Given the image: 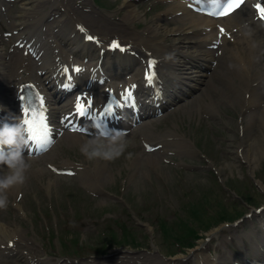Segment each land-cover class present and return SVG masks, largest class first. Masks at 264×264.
<instances>
[{"label": "rangeland", "instance_id": "1", "mask_svg": "<svg viewBox=\"0 0 264 264\" xmlns=\"http://www.w3.org/2000/svg\"><path fill=\"white\" fill-rule=\"evenodd\" d=\"M68 1L78 3L77 7L85 12L91 8L93 14L119 24L124 20L125 0ZM127 1L142 16L127 23L138 31L170 5L156 0ZM51 5L47 2L44 9L50 10ZM14 6L21 7V1ZM13 7L10 6V13L4 18L9 23L18 22L21 15L13 12ZM161 22L169 28L179 25L174 21ZM6 23L4 26L8 27ZM165 37L169 42L176 37L182 39L178 34ZM232 44L216 55L217 61L197 91L169 107L156 122L126 136L129 146L120 158L88 161L79 150L87 141L82 137L81 142L63 138L48 155L33 161L27 159L30 168L26 183L20 185L21 198L16 200L7 191L8 206L0 209V220L21 227L33 251L42 258L49 256L53 262L244 264L251 261L254 243L264 250V210L255 215L251 212L264 205V157L248 165L244 152L261 133V126L247 125L248 112L241 115L237 104L222 101L218 105L219 114H209L198 108L197 101L206 90L213 99L218 98L217 92L207 84L209 80L233 98L231 90L219 78ZM260 54L264 57V46ZM213 71L216 74L212 75ZM259 99L253 111L263 108L264 96L260 95ZM169 129L186 137L193 149L176 150L168 146L161 150L163 153H158L159 148L143 153L144 134L155 137ZM128 153H132L130 159ZM148 155L157 159L155 166L146 163ZM64 159L88 167L96 161L100 166L105 164L111 179L95 187L86 183L87 174L60 176L46 167L47 162L60 164ZM6 173V168H0V175ZM18 202L22 214L15 208ZM246 215L249 217L235 222ZM234 222L238 225L233 226ZM20 247L26 248L23 244ZM178 257L179 262L173 263ZM254 259H257L255 264H264L263 254ZM0 264L25 262L5 259Z\"/></svg>", "mask_w": 264, "mask_h": 264}, {"label": "bare ground", "instance_id": "2", "mask_svg": "<svg viewBox=\"0 0 264 264\" xmlns=\"http://www.w3.org/2000/svg\"><path fill=\"white\" fill-rule=\"evenodd\" d=\"M169 1L171 3L167 9L153 18L141 31L127 26V23L142 18L138 9L134 7L131 1L127 0L124 1L126 6L122 16L124 20L120 24L110 19L94 17V14L83 12V10L75 7L76 3L72 6L71 2L64 4L63 0H53L50 11L41 9L44 0H27L24 2L19 9L24 19L34 15L36 20H39L41 17L46 16V18L49 17V22L44 26L46 36L42 43L31 42L30 48L33 52H29L27 55L22 54L24 46L22 49L14 47L9 54L4 53L2 48L0 49V114L4 115V117H0V123L5 121L9 123L14 122L19 109L12 107V104H16L17 107L18 103L17 101L14 102L10 95L12 92L14 94L16 87L20 88L25 84L34 87L42 97H45L46 108L55 124L60 114L68 112L67 100L69 98H71L70 101L73 100L76 97L75 95H78L77 93L82 91L79 81L90 76L100 77L99 70L92 63L86 64L82 62L83 58L89 55H96L97 59L101 58V70L107 77L109 73H112L111 75L109 74L111 79L116 74H122V76L126 74L125 80L130 82L132 87L135 84L136 88L140 91L143 88V82H141L144 68L143 59H145L146 55L153 54L154 58L158 59L155 69L158 78L156 86L152 88V91L162 94V96L156 97L157 100L155 99L154 103H160L159 108L167 107L177 101L178 98L181 99L200 88L201 82H204V77L207 76V71L209 70L207 67H211V60H216L215 56L219 53L220 48L223 49L224 46L225 48L230 47V44L225 43L228 38L233 44L224 61V70L220 73L219 78L231 90L233 98H230L223 89H220L221 87L215 86L209 80L207 84L219 96L215 100L207 90L200 93L197 100L198 108L200 106L204 112L209 114L212 112L219 114L218 105L223 101L231 105L237 104L239 110L242 111L241 115H244L247 111V125L259 123L261 126V133L254 138L252 144L247 145L244 152L246 164H255L259 157H264V105L262 106L263 108L257 109L260 112L252 110L259 104V96H264V57L260 54V49L263 48L261 38L259 37L261 28H256L252 24L255 23L252 17V10L247 6L243 11L240 9L233 14H229L226 18L215 20L209 16L205 17L192 11L189 7V2H191L189 0ZM235 17L240 21H249L251 26L246 29L247 34L240 31V28H237L239 32L229 33L233 27L240 25V22L236 21ZM32 19L34 17L30 18V20ZM164 20L179 22V25L169 28L165 25L163 26V22L161 21ZM219 21L221 22L217 23ZM234 24L235 26H233ZM19 25L18 23L13 24L12 30L17 31ZM29 25L31 23L27 22L26 26ZM76 25H83L85 28L91 29L90 33L99 42L98 46L95 43H86L84 41L83 44H80V41L77 39L80 36L83 39L84 35L79 30H76ZM219 26L224 27V33L221 34L220 38L217 35L219 32L221 33ZM66 28H69V33L65 32ZM41 34L42 31L38 29L31 33V37L35 38L38 36L42 38ZM63 34H67V37L63 36L66 37L64 40L66 45L64 48L62 47L58 50L57 53H54L55 47L59 48V46H62L57 42V39L59 35L62 37ZM168 34L181 35L182 39L176 37L177 39L174 40V38L173 42H168L165 37ZM113 36L128 46V49L136 50L138 56L141 58L129 56L127 53L121 55L117 52L106 50L110 45V38ZM239 36L240 38H238ZM14 38L15 40L19 39L18 35H15ZM215 41H219L220 43V47L216 50L211 46ZM31 55H39V58L35 60ZM78 55L80 56L78 57L80 61H74L73 63H75V66L83 68V70L78 72V75L72 80L78 92L64 94L56 89L55 86L49 84V81H51L50 77L56 80L60 79L59 75L54 74L57 67L56 62L60 60L66 61ZM91 59L92 57L89 56L88 61ZM67 63L64 62L62 64ZM213 74H216V72L213 71ZM122 76L116 78L120 79ZM235 79H238V81H235ZM119 82L121 81L119 80ZM178 86L183 92L177 91ZM99 90L100 86L94 85L92 87L95 99L101 97L102 93H99ZM140 93L144 95L143 92ZM204 96L208 98L207 101ZM146 98L147 96L143 99V112L140 110L144 115L142 124H145L146 119L154 115L153 110L156 109V107H151L145 101ZM79 137L80 135L78 134L70 133L65 135V140L69 139L68 141H70V139H73L81 142L78 139ZM257 137H260V140L257 141ZM158 143L162 144L163 149L169 145L174 146L176 150H180L181 148L189 150L192 148L190 141L186 137L178 135L175 130L171 129L162 132L158 136L156 144ZM146 158V163L152 166L156 165L157 159L154 156L148 155ZM63 164L65 165V163ZM39 171L34 172L39 173ZM84 174H87L86 183L95 187H100L101 181H105L109 177L111 179L112 176L110 171L106 169V165L102 164L100 166L97 161L89 165L84 170ZM53 183L54 180H52L51 184ZM9 190L15 194L14 186ZM15 208L18 211L20 210L22 214L23 210L19 202L15 204ZM24 233L23 229L15 223L11 224L9 221L4 222L0 220V256L13 255L20 258L23 257L26 264H68L58 261L52 263L46 257L38 258L32 249H28L30 246L27 244ZM20 244L26 246L27 252L23 250L24 248H20ZM260 250L261 246L259 244L254 243L252 245L254 257L262 253ZM179 260L180 258L178 257L173 260V263L174 261L179 262ZM149 264H155V262ZM194 264L200 263L194 262Z\"/></svg>", "mask_w": 264, "mask_h": 264}, {"label": "clouds", "instance_id": "3", "mask_svg": "<svg viewBox=\"0 0 264 264\" xmlns=\"http://www.w3.org/2000/svg\"><path fill=\"white\" fill-rule=\"evenodd\" d=\"M93 137L80 145V152L88 161L101 159L114 161L120 158L129 146L123 129L109 128L106 124L94 123ZM32 141L22 117L14 118L13 123H0V168L7 174L0 175V209L8 206L7 191L13 186L26 183V173L30 168L24 155ZM132 153H128L130 159Z\"/></svg>", "mask_w": 264, "mask_h": 264}, {"label": "snow or ice", "instance_id": "4", "mask_svg": "<svg viewBox=\"0 0 264 264\" xmlns=\"http://www.w3.org/2000/svg\"><path fill=\"white\" fill-rule=\"evenodd\" d=\"M220 2V0H218ZM223 3L227 4L226 9H222L219 12H212L209 13L210 15H216V16H222V15H228L231 12H233L235 9L239 8L242 3H244V0H222ZM257 9L260 13V16L262 19H264V7H260L257 5ZM79 27V26H78ZM83 30V29H81ZM224 33V30L221 29V34ZM88 39H93V37H87ZM112 48H118L120 50H123L119 44V42L114 41L111 45ZM155 62L152 61L149 64V69L147 71L146 80L151 83L153 80V77L155 73L152 71V65ZM80 69H75V71H79ZM69 85H65V87H68ZM126 100L132 99V92L129 89L125 94ZM91 107V102H88V105L85 106L84 103L80 102L78 99L77 102V112L79 115H87L88 109ZM24 118L23 122L27 127V131L29 133V139L37 146V149L41 148H47L53 141H52V128L49 126L47 122V118L45 115H43L44 109L41 108L40 111H34L31 109H24ZM113 112V109L111 105H108L105 109V114H111ZM78 130V129H73ZM151 150V149H150ZM71 174V173H69Z\"/></svg>", "mask_w": 264, "mask_h": 264}]
</instances>
